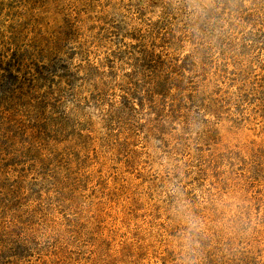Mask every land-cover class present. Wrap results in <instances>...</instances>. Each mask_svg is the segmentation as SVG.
Here are the masks:
<instances>
[{
    "label": "trees",
    "instance_id": "1",
    "mask_svg": "<svg viewBox=\"0 0 264 264\" xmlns=\"http://www.w3.org/2000/svg\"><path fill=\"white\" fill-rule=\"evenodd\" d=\"M36 1L0 0V264H264V0L110 21L81 14L111 0H57L68 18L44 44ZM197 124L201 144L177 131ZM151 138L186 194L130 183L121 164ZM237 163L242 203L200 208L231 175L198 183Z\"/></svg>",
    "mask_w": 264,
    "mask_h": 264
},
{
    "label": "rangeland",
    "instance_id": "2",
    "mask_svg": "<svg viewBox=\"0 0 264 264\" xmlns=\"http://www.w3.org/2000/svg\"><path fill=\"white\" fill-rule=\"evenodd\" d=\"M149 0H111L110 2H93L89 6H85L83 9L84 12L81 14L82 18L87 16L97 15L102 16L105 21L110 20H122L123 16L127 14L125 7L133 6L135 3L141 5H146ZM171 3H176L177 0H166ZM214 0H178V2L183 7V5L193 6L199 4L201 6H210ZM100 3V5H97ZM108 3V4H107ZM26 19L28 20L33 33H36L41 37V44L45 43V39L52 33L54 30H57L60 26L65 23L67 19V14L65 16L63 10V3L57 0H38L36 2L29 3ZM101 27H106V24L100 25ZM180 129L177 130L180 133H183L184 137H189V143L191 144H201L207 139L203 138V132L200 126H180ZM184 129L185 131H183ZM173 135H168V138H171ZM223 137V136H222ZM223 139H225L223 137ZM229 145L235 144L236 140H227ZM210 143L214 144L212 141ZM217 147L218 151H222L219 146L214 144ZM139 148V146H137ZM146 151L144 154L138 157V160L130 163V165L121 164L122 169L126 172V175L130 178V183L141 184L142 187H152L153 192L148 196H144L148 199L149 196L155 195V197H162L166 200H171L178 198L181 195L187 193L190 190L189 182L191 177H183L181 180L175 178L173 165L177 162H170L166 158V155L170 152L167 147H162L159 145V141L150 139V143L147 148L141 150ZM173 157V156H172ZM241 166L237 164H231L228 166L221 167L218 171L213 172L210 175L209 181H205L203 184L197 185L198 190H207L214 187L215 184H212V181L215 180V177H224L231 175V179L227 180L226 184H222V193L218 196L217 201L213 203L206 200H201L200 198V208L203 206L216 207L218 211L222 214H227L228 210L236 206L238 203H242L239 198L242 197L241 194L237 193L241 186L244 185L245 179L238 180L232 178L234 171L239 172ZM137 168V170H136ZM235 179V181H234ZM132 181V182H131ZM176 184H180L179 187ZM196 184V183H195ZM147 189V188H145ZM214 190V188H213ZM199 191V192H198ZM232 205V206H231Z\"/></svg>",
    "mask_w": 264,
    "mask_h": 264
}]
</instances>
